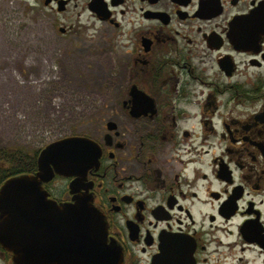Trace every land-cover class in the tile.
I'll list each match as a JSON object with an SVG mask.
<instances>
[{
    "label": "flooded vegetation",
    "instance_id": "obj_1",
    "mask_svg": "<svg viewBox=\"0 0 264 264\" xmlns=\"http://www.w3.org/2000/svg\"><path fill=\"white\" fill-rule=\"evenodd\" d=\"M43 27L115 85L75 135L98 164L49 199L90 196L119 264H264V0H0V45ZM15 176L1 161L0 189ZM37 241L38 264H75L66 241ZM0 264H15L1 245Z\"/></svg>",
    "mask_w": 264,
    "mask_h": 264
},
{
    "label": "rangeland",
    "instance_id": "obj_2",
    "mask_svg": "<svg viewBox=\"0 0 264 264\" xmlns=\"http://www.w3.org/2000/svg\"><path fill=\"white\" fill-rule=\"evenodd\" d=\"M42 29L39 36L28 34L25 46L9 38L0 45L2 52L15 47L18 54L0 58L2 149L35 154L52 142L91 131L89 117L98 110L89 106L108 100L114 90L102 56L88 48L73 54L69 44ZM24 50L25 58L19 56Z\"/></svg>",
    "mask_w": 264,
    "mask_h": 264
},
{
    "label": "water",
    "instance_id": "obj_3",
    "mask_svg": "<svg viewBox=\"0 0 264 264\" xmlns=\"http://www.w3.org/2000/svg\"><path fill=\"white\" fill-rule=\"evenodd\" d=\"M98 150L89 138H63L40 151L36 173L17 175L3 184L0 189V245L12 253L15 264H38L37 240L41 236L66 241L68 247L59 251L71 256L75 264L78 261L82 264H119L122 261L118 250L107 244V223L90 196L79 194L73 204L58 205L49 199L44 189V185L57 175L77 177L71 185L75 189L87 171L98 164ZM48 251L51 253L50 249ZM42 252L45 255L46 249Z\"/></svg>",
    "mask_w": 264,
    "mask_h": 264
},
{
    "label": "trees",
    "instance_id": "obj_4",
    "mask_svg": "<svg viewBox=\"0 0 264 264\" xmlns=\"http://www.w3.org/2000/svg\"><path fill=\"white\" fill-rule=\"evenodd\" d=\"M41 150L35 154H27L22 150H12L0 148V162L6 161L10 164L11 176L36 173L37 159Z\"/></svg>",
    "mask_w": 264,
    "mask_h": 264
}]
</instances>
